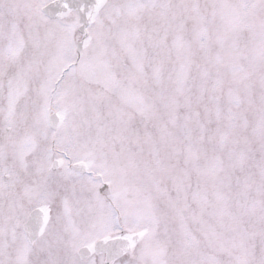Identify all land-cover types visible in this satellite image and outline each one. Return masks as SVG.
Returning a JSON list of instances; mask_svg holds the SVG:
<instances>
[{
    "label": "snow or ice",
    "instance_id": "obj_1",
    "mask_svg": "<svg viewBox=\"0 0 264 264\" xmlns=\"http://www.w3.org/2000/svg\"><path fill=\"white\" fill-rule=\"evenodd\" d=\"M0 264H264V0H0Z\"/></svg>",
    "mask_w": 264,
    "mask_h": 264
}]
</instances>
